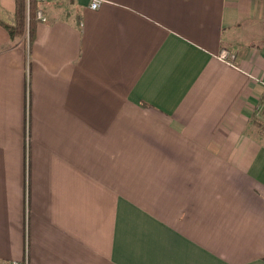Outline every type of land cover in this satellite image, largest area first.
I'll return each instance as SVG.
<instances>
[{
    "label": "crops",
    "instance_id": "1",
    "mask_svg": "<svg viewBox=\"0 0 264 264\" xmlns=\"http://www.w3.org/2000/svg\"><path fill=\"white\" fill-rule=\"evenodd\" d=\"M91 1L0 0V261L264 264V0Z\"/></svg>",
    "mask_w": 264,
    "mask_h": 264
},
{
    "label": "trees",
    "instance_id": "2",
    "mask_svg": "<svg viewBox=\"0 0 264 264\" xmlns=\"http://www.w3.org/2000/svg\"><path fill=\"white\" fill-rule=\"evenodd\" d=\"M39 10V3L30 0L29 6L26 8L25 0H15V10L13 13V23H1L7 31L9 38L26 39L32 38V29L36 19V12Z\"/></svg>",
    "mask_w": 264,
    "mask_h": 264
},
{
    "label": "built area",
    "instance_id": "3",
    "mask_svg": "<svg viewBox=\"0 0 264 264\" xmlns=\"http://www.w3.org/2000/svg\"><path fill=\"white\" fill-rule=\"evenodd\" d=\"M37 3H43V2H47V1H62V0H35ZM29 2L30 0H25V5H26V8L29 6ZM101 1L100 0H92L89 4V8L90 9H96L99 7ZM36 18L40 21H44L45 18L42 16V13L40 10H38L35 14ZM230 54L228 51L226 50H222L219 55L217 56V58L223 62H225L226 64H229L231 65V61H230V58H229ZM262 86L264 87V81L261 82ZM0 264H29L28 263V260L25 259V260H20V261H17V260H5V261H0Z\"/></svg>",
    "mask_w": 264,
    "mask_h": 264
},
{
    "label": "rangeland",
    "instance_id": "4",
    "mask_svg": "<svg viewBox=\"0 0 264 264\" xmlns=\"http://www.w3.org/2000/svg\"><path fill=\"white\" fill-rule=\"evenodd\" d=\"M102 3V2H101ZM101 3H100V5H101ZM99 5V6H100ZM97 9V8H96ZM93 10V9H92ZM229 58H231V56L229 57ZM259 119V118H258ZM261 121V120H260ZM258 128H260L261 129V127H259V126H253L252 128H251V132L252 133H256V132H258Z\"/></svg>",
    "mask_w": 264,
    "mask_h": 264
}]
</instances>
